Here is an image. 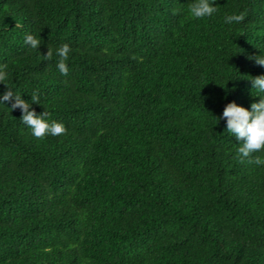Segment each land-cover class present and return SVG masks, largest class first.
Returning a JSON list of instances; mask_svg holds the SVG:
<instances>
[{"label":"trees","instance_id":"trees-1","mask_svg":"<svg viewBox=\"0 0 264 264\" xmlns=\"http://www.w3.org/2000/svg\"><path fill=\"white\" fill-rule=\"evenodd\" d=\"M190 5L0 0V93L66 127L36 138L0 105V264H264V152L215 120L259 100L264 0Z\"/></svg>","mask_w":264,"mask_h":264},{"label":"clouds","instance_id":"clouds-1","mask_svg":"<svg viewBox=\"0 0 264 264\" xmlns=\"http://www.w3.org/2000/svg\"><path fill=\"white\" fill-rule=\"evenodd\" d=\"M190 13L194 18L201 19L212 16L216 11V0H191ZM243 19L240 15H229L225 17V23L231 24L239 22ZM24 43L31 48L38 49L41 45L40 39L33 35L27 34ZM69 45H63L57 52L60 59L57 61V68L61 74H67L68 66L65 63ZM50 55V53H46ZM258 65L264 66V55L254 57ZM8 72L5 66H0V84L8 78ZM252 88L258 93L259 100L251 103L250 108H245L229 102L225 105L220 117L215 118L218 122L221 118H226L225 130L233 135L238 144V153L241 160L250 157L253 153L264 152V75H259L251 79ZM32 103L25 100L21 95H16L13 90L6 89L0 93V105H4L5 101L11 100V110L19 108L21 116L19 120L36 138H44L48 135L58 136L66 132V127L62 122L49 120L47 114L43 111L39 114L32 108L33 103H37L38 97H31ZM257 165L264 164V159L254 158Z\"/></svg>","mask_w":264,"mask_h":264}]
</instances>
